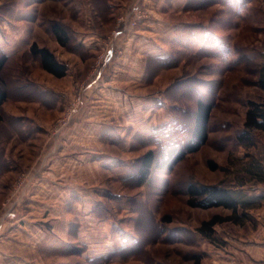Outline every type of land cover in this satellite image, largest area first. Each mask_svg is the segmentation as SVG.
Here are the masks:
<instances>
[{"label": "rangeland", "instance_id": "374dc122", "mask_svg": "<svg viewBox=\"0 0 264 264\" xmlns=\"http://www.w3.org/2000/svg\"><path fill=\"white\" fill-rule=\"evenodd\" d=\"M55 21L68 29L75 51L64 48L75 54L85 49L80 40L82 31H101L107 37L97 53L86 52L92 58L91 79L73 93L58 119L78 101L79 112L62 129L57 119L54 134L60 135L83 113L88 91L98 85L99 77L111 63L123 56L121 41L142 30L146 23L152 30H159L161 22L172 26L181 23L166 42V53L160 56L177 57V65L157 71V66L150 68L148 64L153 57H146L144 77L149 82L163 72L155 89L161 91L169 82L164 104L168 118L150 134L161 125L175 123L174 114L191 126V114L187 112L195 108L199 92L206 95V100L212 98L213 103L207 143L173 170L154 171L142 187L133 181L125 182L133 178L132 165L151 149H158L159 155L160 149L148 138L150 134L138 137V151L131 155L135 157L131 175L122 169L129 177L117 184H106L99 192L103 206H96L94 213L105 220L99 236L103 238L101 246L91 248L87 258L74 257L73 264H113L115 259L123 260L119 242L129 247L124 264H188L193 255H199L200 247L210 252L212 244L229 248L232 238L244 234L233 227L236 223L216 225L211 239L200 236L197 228L215 215L227 217L232 211L191 207L185 188L190 183L225 185L243 189L248 196L264 195V134L255 133L254 146L246 147L237 141L245 122L246 102L264 98L257 86L264 66V0H0V35L8 36L5 43L9 47L18 41L17 47L26 54L24 60L29 64L33 59L28 54L32 43L53 46L52 39L56 38L50 26ZM21 175L12 184L13 192L24 188L28 191L35 184L33 180L25 187L19 186ZM247 213L249 216L243 217L240 225L264 231V199Z\"/></svg>", "mask_w": 264, "mask_h": 264}, {"label": "crops", "instance_id": "0c3cea01", "mask_svg": "<svg viewBox=\"0 0 264 264\" xmlns=\"http://www.w3.org/2000/svg\"><path fill=\"white\" fill-rule=\"evenodd\" d=\"M180 24L161 22L159 30H152L146 23L121 41L123 56L99 77L87 93L83 113L60 135L54 134L55 121L92 73L86 52L102 49L107 33L82 31L81 54L69 52L56 39L51 48L39 45L67 65L63 77L46 71L38 59L29 64L18 41L9 47L8 36L0 35L1 50L17 62L16 80L32 85V90L12 89L2 106L0 264H73L74 257L87 258L91 248L101 246L105 220L94 213L96 206H103L99 192L131 175L138 137L168 118L164 104L169 82L159 91L155 87L163 72L154 82L144 76L147 58L166 53V42ZM25 67L27 74L22 73ZM22 173L35 184L28 191L13 192L12 184ZM233 227L244 234L232 238L229 248L212 244L210 252L200 247V264H264V231L248 224ZM124 247L119 242L118 248ZM124 263V258L113 262Z\"/></svg>", "mask_w": 264, "mask_h": 264}, {"label": "trees", "instance_id": "16d2710c", "mask_svg": "<svg viewBox=\"0 0 264 264\" xmlns=\"http://www.w3.org/2000/svg\"><path fill=\"white\" fill-rule=\"evenodd\" d=\"M50 29L60 45L70 51L74 50L71 48L72 36L66 26L55 21L51 23ZM28 54L33 59H38L41 66L53 75L63 77L67 74V65L60 62L49 48L40 47L37 43H33L29 48ZM25 56L26 54L24 53L22 55L23 59ZM25 61L27 62L28 60ZM16 63L13 57L8 56L0 48V123L3 120L2 106L8 100L10 91L12 89L22 90L23 88L32 90L30 83H18L20 79L16 80V72L18 70ZM178 63L179 59L174 56L148 59L150 68H153L155 65L159 68L157 71L175 66ZM27 71L28 67H25L22 73L27 74ZM257 86L264 93V66L260 69ZM245 105V122L241 132L237 136V141L246 147H250L256 144L254 138L256 132L264 134V98L249 99ZM212 110V98L206 100V95L199 92L195 100V108L191 112H187L188 116L191 114V126H187L182 118L173 113L176 117L175 123H166L159 126L148 137L155 141L156 147H159V155L157 154L158 149H151L146 152L133 163V178L125 182L129 183L133 181L135 186L142 187L150 181L154 171H171L187 156L196 153L209 139V123ZM212 168H216L214 163H212ZM185 194L188 198L187 203L191 207L202 209L222 207L232 211V214L227 217L215 215L211 219L202 222L197 228V232L203 238L208 239H211L216 225L225 222L240 224L243 217L249 216L247 210L255 207L258 202L264 199V195L248 196L243 189L231 186L199 183H190L185 188ZM128 249V246L120 249L118 251L119 256L122 258L129 256L127 255ZM116 256H118L117 253L114 254V257ZM198 256L200 254L193 256L195 264H200V257Z\"/></svg>", "mask_w": 264, "mask_h": 264}, {"label": "built area", "instance_id": "2783aa9c", "mask_svg": "<svg viewBox=\"0 0 264 264\" xmlns=\"http://www.w3.org/2000/svg\"><path fill=\"white\" fill-rule=\"evenodd\" d=\"M78 112H79V101L67 108L64 114L58 119L57 126L61 129L67 126L70 123V121L76 117ZM33 180L34 178L30 177L28 174H22L18 180V184L19 186H22V187L24 185L27 186Z\"/></svg>", "mask_w": 264, "mask_h": 264}]
</instances>
